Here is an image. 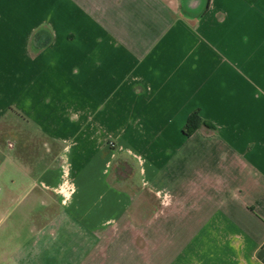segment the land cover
Masks as SVG:
<instances>
[{"label": "crops", "instance_id": "obj_1", "mask_svg": "<svg viewBox=\"0 0 264 264\" xmlns=\"http://www.w3.org/2000/svg\"><path fill=\"white\" fill-rule=\"evenodd\" d=\"M4 121L0 264H264V0H0Z\"/></svg>", "mask_w": 264, "mask_h": 264}, {"label": "rangeland", "instance_id": "obj_2", "mask_svg": "<svg viewBox=\"0 0 264 264\" xmlns=\"http://www.w3.org/2000/svg\"><path fill=\"white\" fill-rule=\"evenodd\" d=\"M27 128V124L17 121V122H9L4 121L0 123V180H9L11 178L23 177V174L13 168L12 162L13 160H20L18 158L17 150L9 149L7 146L10 142L19 141L18 152H23L22 147L25 141V138L20 133V128ZM33 144V143H32ZM36 145V144H35ZM45 156L43 153L36 155V167L42 169L43 165L48 162V159L45 160ZM48 157V156H47ZM147 195H150L151 192H145ZM29 206V202H27L21 209ZM24 211V210H23ZM21 212V211H20ZM27 220L24 219V216L18 215V217H12L3 223L4 227L7 225H12L13 222L18 226H26Z\"/></svg>", "mask_w": 264, "mask_h": 264}, {"label": "trees", "instance_id": "obj_3", "mask_svg": "<svg viewBox=\"0 0 264 264\" xmlns=\"http://www.w3.org/2000/svg\"><path fill=\"white\" fill-rule=\"evenodd\" d=\"M203 126H209V123H207L200 117L198 111H195L188 119L185 127V132L187 136H191Z\"/></svg>", "mask_w": 264, "mask_h": 264}]
</instances>
